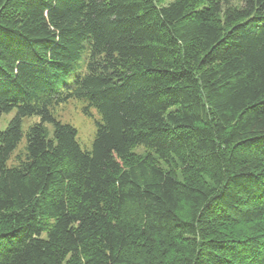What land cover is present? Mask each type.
<instances>
[{
	"label": "trees",
	"instance_id": "1",
	"mask_svg": "<svg viewBox=\"0 0 264 264\" xmlns=\"http://www.w3.org/2000/svg\"><path fill=\"white\" fill-rule=\"evenodd\" d=\"M10 112L0 264H264V0H0Z\"/></svg>",
	"mask_w": 264,
	"mask_h": 264
},
{
	"label": "rangeland",
	"instance_id": "2",
	"mask_svg": "<svg viewBox=\"0 0 264 264\" xmlns=\"http://www.w3.org/2000/svg\"><path fill=\"white\" fill-rule=\"evenodd\" d=\"M82 105L79 102L71 101L64 105L57 107L54 111L55 116L61 120L62 122L69 123L72 125L77 131V142L80 147L85 150H89L91 148V144L94 138L95 126L94 120L97 118V115L94 111H91V118L85 117L81 113ZM14 112H10L9 114H5L0 119V130L4 129L8 121L13 117ZM38 122L36 117L25 118L22 121V129L23 133L26 132L28 126L33 123ZM49 130H51V126H48ZM24 139H22V143ZM136 152L139 154L144 153L142 148H137ZM143 155V154H142Z\"/></svg>",
	"mask_w": 264,
	"mask_h": 264
}]
</instances>
